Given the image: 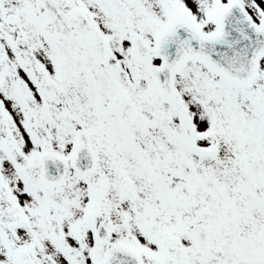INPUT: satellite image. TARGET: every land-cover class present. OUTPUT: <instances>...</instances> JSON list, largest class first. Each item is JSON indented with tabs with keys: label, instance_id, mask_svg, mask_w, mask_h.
I'll list each match as a JSON object with an SVG mask.
<instances>
[{
	"label": "snow or ice",
	"instance_id": "1",
	"mask_svg": "<svg viewBox=\"0 0 264 264\" xmlns=\"http://www.w3.org/2000/svg\"><path fill=\"white\" fill-rule=\"evenodd\" d=\"M0 264H264V0H0Z\"/></svg>",
	"mask_w": 264,
	"mask_h": 264
}]
</instances>
